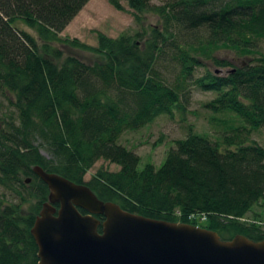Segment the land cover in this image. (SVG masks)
I'll list each match as a JSON object with an SVG mask.
<instances>
[{
    "label": "trees",
    "instance_id": "16d2710c",
    "mask_svg": "<svg viewBox=\"0 0 264 264\" xmlns=\"http://www.w3.org/2000/svg\"><path fill=\"white\" fill-rule=\"evenodd\" d=\"M88 1L0 0V93L9 105L0 113V187L19 201L0 198V264L38 263L31 229L49 189L35 166L132 214L202 224L222 241L263 240L261 221L245 218L264 200V148L250 138L264 128V54L226 76L194 74L201 56L229 67L214 55L221 49L255 54L264 40V0H123L138 24L145 12L159 24L116 38L98 32L96 47L60 37ZM120 1L110 0L117 9ZM70 44L104 59L64 57L60 47ZM192 86L215 95L206 110L242 125L213 118L225 129L215 141L189 128L158 168L139 169V156L117 143L120 136L183 112ZM99 160L119 169L100 167L85 180Z\"/></svg>",
    "mask_w": 264,
    "mask_h": 264
},
{
    "label": "water",
    "instance_id": "95a60500",
    "mask_svg": "<svg viewBox=\"0 0 264 264\" xmlns=\"http://www.w3.org/2000/svg\"><path fill=\"white\" fill-rule=\"evenodd\" d=\"M32 170L49 189L31 229L37 264H264V239L222 241L212 230L132 214L83 184Z\"/></svg>",
    "mask_w": 264,
    "mask_h": 264
},
{
    "label": "rangeland",
    "instance_id": "374dc122",
    "mask_svg": "<svg viewBox=\"0 0 264 264\" xmlns=\"http://www.w3.org/2000/svg\"><path fill=\"white\" fill-rule=\"evenodd\" d=\"M165 1L152 0V4L158 6ZM119 4L122 9H117L110 0H89L60 33V37L77 40L87 46L96 47L98 32L108 37L116 38L122 33H135L140 29L139 25L147 28L159 24V17L155 13L150 12L141 14L142 22L139 21L138 24L134 11L130 9L127 2L122 0ZM21 27L34 35L31 29L23 25ZM60 48L64 57L73 56L88 64L101 62L104 59L101 55L77 48L71 44ZM259 54H264V40L257 42L255 54L246 57L230 49L218 50L214 54L215 57L230 63L229 67H218L213 60H209L206 56H201V66L196 69L194 79L205 76L206 72H211L217 76H226V74L237 67H244L247 64L254 63L253 59L259 57ZM190 91L191 98L189 103L185 104L186 109L183 112L174 110L173 115H160L142 128L126 131L120 136L117 143L133 150L139 156V169H142L147 163L158 168L164 161L168 150L174 146L175 141L184 139L187 136L189 128H192L193 132L205 135L211 141H215L224 134L225 129L222 125L213 122V118L229 120L235 127L242 125L231 114H213L204 108V104L214 98L215 95L213 93L202 92L195 86H192ZM8 109V102L0 93V113L6 112ZM250 138L264 148V128L252 133ZM42 153L46 154L43 151ZM100 167L110 171L119 169L115 164L99 160L85 175V180H88L91 174ZM15 197L11 192L5 191L0 187V198L5 202H19L18 199H14ZM253 218L260 220L264 225V200L258 202L245 219L246 221H252ZM201 225L199 224V226Z\"/></svg>",
    "mask_w": 264,
    "mask_h": 264
},
{
    "label": "built area",
    "instance_id": "2783aa9c",
    "mask_svg": "<svg viewBox=\"0 0 264 264\" xmlns=\"http://www.w3.org/2000/svg\"><path fill=\"white\" fill-rule=\"evenodd\" d=\"M190 219H198L199 222L206 221V217L205 216H201V217L191 216Z\"/></svg>",
    "mask_w": 264,
    "mask_h": 264
},
{
    "label": "flooded vegetation",
    "instance_id": "af4514ba",
    "mask_svg": "<svg viewBox=\"0 0 264 264\" xmlns=\"http://www.w3.org/2000/svg\"><path fill=\"white\" fill-rule=\"evenodd\" d=\"M55 206H57L58 207V204H56ZM82 214H86L84 211H82V210H79Z\"/></svg>",
    "mask_w": 264,
    "mask_h": 264
}]
</instances>
